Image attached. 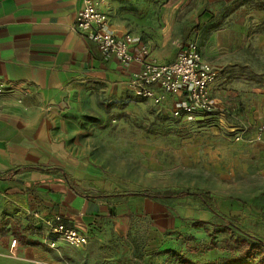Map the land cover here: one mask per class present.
Returning a JSON list of instances; mask_svg holds the SVG:
<instances>
[{
	"label": "rangeland",
	"instance_id": "374dc122",
	"mask_svg": "<svg viewBox=\"0 0 264 264\" xmlns=\"http://www.w3.org/2000/svg\"><path fill=\"white\" fill-rule=\"evenodd\" d=\"M99 5L112 25L145 44L154 58H173L181 44H195L219 76L213 88L218 108L187 118H174L128 92L97 95L89 123L133 156L128 174L134 181L123 180L114 191L205 189L229 198L220 203L225 214L264 216V0H99ZM159 202L147 201L144 212L113 220L99 250L105 256L101 264H264V245L208 210L191 213L183 201ZM38 232L27 224L0 227V264H34L22 248L32 238L40 241ZM13 239L19 246L12 251Z\"/></svg>",
	"mask_w": 264,
	"mask_h": 264
},
{
	"label": "crops",
	"instance_id": "0c3cea01",
	"mask_svg": "<svg viewBox=\"0 0 264 264\" xmlns=\"http://www.w3.org/2000/svg\"><path fill=\"white\" fill-rule=\"evenodd\" d=\"M82 7L83 0H0V227H37L40 241L32 238L22 248L34 264H101L105 256L99 250L113 220L144 212L147 201L160 204L140 197L112 201L105 195L117 193L123 180L134 181L128 174L133 156L117 150L89 123L96 113L91 106L97 95L128 92L136 98L130 79L138 67L120 64L73 29ZM107 28L129 33L108 17ZM175 55L151 56L168 62ZM53 214L85 231L87 244L45 245L46 221ZM8 246L16 250L19 242Z\"/></svg>",
	"mask_w": 264,
	"mask_h": 264
},
{
	"label": "built area",
	"instance_id": "2783aa9c",
	"mask_svg": "<svg viewBox=\"0 0 264 264\" xmlns=\"http://www.w3.org/2000/svg\"><path fill=\"white\" fill-rule=\"evenodd\" d=\"M73 29L120 64L137 65L138 69L130 79V87L136 98L165 108L174 118L206 115L218 108L211 94L217 69L201 56L195 44H181L173 60L159 62L151 56L148 47L132 34L117 35L107 28V16L100 9L99 0H83ZM3 90L0 85V93ZM239 134L235 136L236 139H239ZM260 137L258 133L257 139ZM46 224L49 233L44 236V243L49 248H55L58 241L77 248L88 242L87 233L66 226L60 214H53ZM16 244L17 240L13 239L11 247Z\"/></svg>",
	"mask_w": 264,
	"mask_h": 264
},
{
	"label": "trees",
	"instance_id": "16d2710c",
	"mask_svg": "<svg viewBox=\"0 0 264 264\" xmlns=\"http://www.w3.org/2000/svg\"><path fill=\"white\" fill-rule=\"evenodd\" d=\"M105 195L112 201L127 200L134 197L148 199L153 202L180 200L183 201L181 206H190L194 212L208 210L215 218L221 219L225 224L264 245V216L253 211L247 213L241 211L236 215L225 214L221 211L220 203L229 198L205 189L167 186L142 192L120 191ZM190 200L193 201L192 204L189 203ZM237 204L241 205L242 208L246 206V203L241 201H237ZM166 208L169 210L167 206ZM109 214L115 216L113 210H110Z\"/></svg>",
	"mask_w": 264,
	"mask_h": 264
}]
</instances>
